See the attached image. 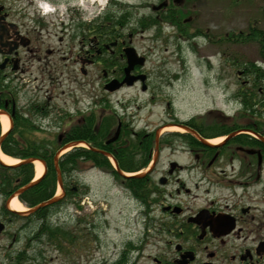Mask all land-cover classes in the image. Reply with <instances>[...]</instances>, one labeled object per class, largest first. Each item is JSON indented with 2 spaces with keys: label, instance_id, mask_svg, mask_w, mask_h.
<instances>
[{
  "label": "flooded vegetation",
  "instance_id": "af4514ba",
  "mask_svg": "<svg viewBox=\"0 0 264 264\" xmlns=\"http://www.w3.org/2000/svg\"><path fill=\"white\" fill-rule=\"evenodd\" d=\"M41 1L0 0V111L10 117L11 128L23 123L21 133H5L0 148L3 140L14 136L16 144L5 145L8 152L52 154L55 168L54 158L58 155L61 159L68 142L83 141L75 146L99 154L80 157L78 162L88 163V168L104 166L106 158L109 163L110 159L117 165L120 162L129 174H141L136 177L140 180L131 183L126 182L127 177L120 179L140 207L145 239L135 246L122 242L113 259H104V264H264V139L255 135L264 138V114H220L210 119L202 113L175 114L162 83L173 84L187 76L184 67L169 72L158 44L165 34L164 22L177 38L216 41L217 46L225 47L216 50L223 58L216 70L226 74L227 42L249 37L256 30L250 27L244 35L239 29L227 31L226 11L251 12L261 3L264 13V0H158L157 4H166L159 10L150 6L159 11L155 16L135 19L104 15L107 9L96 0H64V16L63 0H49L55 4L51 12L39 8ZM84 3L88 12L75 6ZM206 10H210L211 24L203 30L186 27L191 19L203 22ZM122 13H128V7ZM248 21L252 23L250 18ZM216 28L218 40L213 39ZM137 35L144 42L139 51L134 44ZM129 47L136 50L141 63L134 56L135 62L128 68ZM157 51V56L164 57L160 64L156 56L150 61ZM198 60L210 72L209 56ZM260 67H235L237 80L248 86L251 72ZM74 72L98 74L94 96L101 92L117 97L125 92L127 97L109 99V106L100 103V98L106 100L105 95L92 96L86 103L69 100L63 97V74ZM107 84L117 86L108 90ZM244 85L235 91L237 99ZM132 88H138L139 98L130 95ZM261 91L264 95V89ZM262 102L260 98L257 103ZM157 110L164 114L157 117ZM150 111L154 115H149ZM173 125L181 131L173 130ZM75 127L78 132H69ZM116 131V139L108 141ZM74 135L82 137L71 138ZM217 137H222L221 141H209ZM118 152L127 154L114 156ZM143 152H147L146 161L139 159ZM47 159L42 158L45 173ZM14 192L5 190L0 179V264H50L51 231L46 219L63 205V181L58 201L27 214L8 207ZM21 200L30 205L25 198ZM23 216L31 218L30 224L21 222ZM76 260L66 257L63 264H98L88 250Z\"/></svg>",
  "mask_w": 264,
  "mask_h": 264
},
{
  "label": "rangeland",
  "instance_id": "374dc122",
  "mask_svg": "<svg viewBox=\"0 0 264 264\" xmlns=\"http://www.w3.org/2000/svg\"><path fill=\"white\" fill-rule=\"evenodd\" d=\"M46 1L49 2V0ZM57 1L59 2L60 0H56V2ZM96 1L99 6L107 9L104 15H112V17L118 16L121 18L125 17V15L133 19L141 18L145 15L155 16L156 12L159 11H154L150 6L154 5L157 9L163 7V5L158 6V0ZM49 5L51 4L49 3ZM125 7H128V13L126 14L122 13ZM261 7L262 5L259 3L255 8L251 9V12L256 13L253 15H251L249 10L240 11L238 9L228 8L226 11L227 31L231 32L239 29L242 32L240 34L244 35L245 32L252 27L262 32V36L259 37V39H261V43L264 44V13ZM90 11L94 14L97 12L94 11V9ZM65 12L66 5L63 2V16ZM200 12L203 14V11ZM209 12L210 10H206L205 13L207 15L209 14L208 16L205 14L202 15L204 21L200 24L191 19L189 25H186V27L190 26L194 28L193 26H195L196 29L203 30L205 26L212 23L211 19L208 18L210 16ZM163 17L165 20L168 19V15L165 13ZM248 18H250L252 23L248 21ZM134 23L133 21V27L136 28L137 25ZM162 28L165 34L162 38L163 40L158 41V44L161 45L159 52L161 50L166 58H164L162 54H160V57L157 56L159 54L157 51L155 55L153 53L150 55V61L154 62L157 57L159 59L157 64H160V60L164 58L166 60L165 66L168 67L169 72H171L173 68L184 67L187 76L186 79L184 75L183 77L180 76L179 79L174 80L173 84L167 85L164 82L162 83L164 86L163 88H166L168 91L167 93H169L171 103L173 104L172 110L175 114L190 115L202 113L208 114L209 119L214 117L219 118L221 117L220 114H244V112L248 114H264V104L257 103L260 102V99L256 101L255 105L253 102L254 106L250 107L251 112H247L243 111L240 107L239 99L235 98V91L242 85L236 78L235 67L257 62L264 68V51L263 53L260 51L261 43L259 41L253 39L247 42L246 40H242L244 39L243 37L236 40L233 39L234 41L229 40L226 44L225 55L228 69L225 71L226 74H218V70L216 69L223 58L222 56L216 55V50H222V48H225L224 46H217L216 41L207 42L200 38L188 40H183L181 37L177 38L175 33H171V27L168 26L166 22H164ZM218 34L219 28H216L213 39L218 40ZM134 44L137 51L144 48V45H142L144 42L138 35L135 37ZM192 49L193 51H191ZM202 55L209 56V62L212 65L210 72L206 69L207 65L205 66L204 63L202 64L201 60H198ZM234 65L235 67L231 70L229 67ZM202 74L206 75L205 79ZM98 82V74L94 73H88L87 75L79 72L63 74V90L65 91L63 97L69 100L73 98L82 103H86L92 99V96L96 98L98 95H105L101 92H96V96L93 95L96 91ZM137 89L138 88H132L130 90V95L132 97L139 98V95L136 93L138 92ZM171 90H173L172 94ZM124 93L125 92L119 93L117 97H120V99L127 97ZM117 97H107V95H105L106 100L100 98V103L105 101V105L108 103L109 106V101L111 99L114 101ZM22 103L24 102L21 101V104ZM162 108L164 110V105ZM149 113V115H154L155 113L157 117H159L161 113L164 114L160 110L154 111V113L150 111ZM261 127H263L262 129L264 130V126L262 125ZM221 139L222 137H220V141ZM75 145L76 144L73 142H68L63 148V154L76 147ZM77 165L78 167L69 174L65 176L62 175V181L66 180L67 187H76L74 195L65 197L60 209L52 211L48 217L49 220L48 218L46 219L50 229L56 228L70 234L69 237H63V233L57 232L51 237L49 241V254L53 260L50 264H63V259L66 257L77 261L76 259H79L82 254L84 255L87 250L91 252V255L98 264H104V259L107 262L113 259L122 242L130 241L131 245L135 246L140 240L145 239L147 234L143 217L139 214L140 207L121 184L120 178L114 177L103 169L88 168V166H90L88 163L78 162ZM33 166L32 164V167ZM43 168L45 169L44 165ZM32 169V179H34V167ZM124 173H127V177H131L132 175L141 177L139 173L129 174L126 171H124ZM14 175L15 172L11 168L0 170V179L3 178L2 181L11 176L14 177ZM56 193L57 196H61L62 194V190L58 186ZM23 196L24 195L20 192L14 197L21 202L24 206V210L22 211H25L27 206L24 205V202L21 200V198H25V196ZM22 211L20 212L23 213ZM25 220L30 224L31 218H26V216L21 217V222ZM31 224L33 225V223ZM29 226L31 227V225ZM148 226L149 230H151L152 224ZM30 227L27 230H30ZM148 233L151 235L150 232ZM134 256L135 254L133 253L132 257Z\"/></svg>",
  "mask_w": 264,
  "mask_h": 264
},
{
  "label": "trees",
  "instance_id": "16d2710c",
  "mask_svg": "<svg viewBox=\"0 0 264 264\" xmlns=\"http://www.w3.org/2000/svg\"><path fill=\"white\" fill-rule=\"evenodd\" d=\"M261 36H262V32L254 30L249 34V37H246L242 40L254 39V40H257L261 43L262 40L259 39V37H261ZM260 51L262 53L264 51V44L263 43H261V50ZM254 64L255 63H250L248 65L254 66ZM250 76H251V80H250L248 86L246 84L243 86V94L240 98V102H241L243 111H248V112H251L250 107L254 106L258 99H260V98L264 99V95H260L262 93L261 89L262 90L264 89V70L262 68H259L257 70L254 69L251 72ZM258 86H262L261 89H258ZM253 102H254V105H253ZM262 104H264V102H262ZM21 124L23 125V123H20V122L16 123L8 131L9 134H13L16 132L21 133L22 132L21 127H20ZM78 130H79L78 127H75L72 130H70L69 132H78ZM13 137L10 135V137L7 139V141L3 140V144H4L3 151H5L6 153H8L12 156L20 157V158H25V157L45 158L46 156L48 157L47 162H48L49 168H48L47 172L43 176H41V178H39L36 182H34L29 188H27L21 192L25 196L27 203H29L30 205H33V204L38 203L42 200L48 199L54 193V189H55V185H56V175H57L55 168H54V165H53L52 154L44 155V154H40V153L27 154V153L8 152L5 149L6 148L5 145L14 146L16 143L13 141ZM80 137H82V136L74 135V137H71V138L76 139V138H80ZM83 138L87 139L86 137H83ZM146 153L147 152H145V153L143 152L142 154H140L139 159H143V161H146L147 160ZM124 154H127V153L118 152L117 155L114 154V156H124ZM98 156H99V154L97 153L96 150L81 149V147H75L74 149H71L70 151H67L66 153L63 154L61 159L58 160V167L61 171V174L63 176H65L66 174H69L71 171H73L74 169H76L78 167L77 164H78L80 157L95 158ZM129 156L132 158H135L134 153H129ZM1 166L7 167L5 165L0 164V168H1ZM117 166L120 170H129L124 165H122L120 162ZM10 168H12V170H14L15 175H14V177L11 176L10 178H5L3 180V186L5 189L10 188V190H12L14 188H17V187L27 183L32 178V164L29 162L19 163L18 165L14 166V167H10ZM104 168H106L107 170L112 172L116 177H118V173L108 163V160L106 158H105ZM137 180H140V179L136 178V177H127L126 178V182H128V183H131L132 181H137ZM133 186H136V185H133ZM63 190H64L63 199L65 197H70V196L74 195V193H75V191L72 188H69L66 186V180L65 181L63 180ZM31 197H33L34 200H32ZM57 232L62 233L63 231H60L59 229H56V228L51 229V237H53ZM65 236L69 237L70 234L67 232H63V237H65Z\"/></svg>",
  "mask_w": 264,
  "mask_h": 264
},
{
  "label": "bare ground",
  "instance_id": "6f19581e",
  "mask_svg": "<svg viewBox=\"0 0 264 264\" xmlns=\"http://www.w3.org/2000/svg\"><path fill=\"white\" fill-rule=\"evenodd\" d=\"M0 125H1L3 132L8 129L10 122H9V118H8L7 114L0 113ZM172 129L176 130V131H181V128L179 126H175V125L172 126ZM219 140H220V137H217V138H213L209 141L216 143ZM0 161L6 165H13V164L17 163L18 159L10 156L8 154H5L4 152H2L0 150ZM33 165H34L33 167H34V171H35L34 179H38L44 170L43 164L40 160L35 159V160H33ZM8 207H10L16 211L24 210V206L21 204V202L16 197H13L9 201Z\"/></svg>",
  "mask_w": 264,
  "mask_h": 264
},
{
  "label": "water",
  "instance_id": "95a60500",
  "mask_svg": "<svg viewBox=\"0 0 264 264\" xmlns=\"http://www.w3.org/2000/svg\"><path fill=\"white\" fill-rule=\"evenodd\" d=\"M160 6V5H159ZM136 55V53H135V51H134V49L133 48H129L128 50H127V56H128V61H129V66H130V64H133L134 62H135V60H134V56ZM139 62H141V61H139ZM128 83H131V79L129 80V81H127ZM108 86V85H107ZM116 87V85L115 86H110V84H109V89H113V88H115ZM117 134H118V131H116L115 132V134L109 139V140H113V139H115L116 137H117ZM41 161V160H40ZM118 170V169H117ZM58 183H59V185L61 186V180H60V176H58ZM31 184H28L27 186H25V187H23V188H27V187H29ZM57 200V198H50V199H48V200H46V201H43V202H41L40 204H39V206H42V205H46V204H48V203H52V202H54V201H56Z\"/></svg>",
  "mask_w": 264,
  "mask_h": 264
}]
</instances>
